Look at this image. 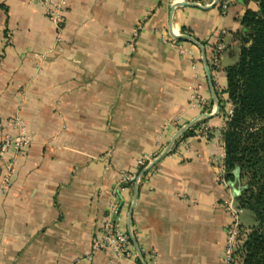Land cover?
<instances>
[{"label": "crops", "instance_id": "0c3cea01", "mask_svg": "<svg viewBox=\"0 0 264 264\" xmlns=\"http://www.w3.org/2000/svg\"><path fill=\"white\" fill-rule=\"evenodd\" d=\"M171 2L69 0L58 29L40 5L0 0V117L19 115L33 141L0 197V264H110L103 252L85 257L121 171L143 175L121 193L136 250L154 251L159 264H222L221 203L244 184L224 177L229 194L219 183L226 69L239 56L241 19L258 3L230 0L222 11L216 0ZM201 122L208 139L189 132ZM154 154L140 170L137 160Z\"/></svg>", "mask_w": 264, "mask_h": 264}, {"label": "trees", "instance_id": "16d2710c", "mask_svg": "<svg viewBox=\"0 0 264 264\" xmlns=\"http://www.w3.org/2000/svg\"><path fill=\"white\" fill-rule=\"evenodd\" d=\"M255 1L258 9H248L241 19L245 31L237 34L238 61L226 69L233 113L221 135L225 178L244 181L235 200L256 222L240 233L238 264H264V0Z\"/></svg>", "mask_w": 264, "mask_h": 264}, {"label": "built area", "instance_id": "2783aa9c", "mask_svg": "<svg viewBox=\"0 0 264 264\" xmlns=\"http://www.w3.org/2000/svg\"><path fill=\"white\" fill-rule=\"evenodd\" d=\"M31 3L38 4L42 7L46 18L52 22L58 29L66 16L69 0H30ZM230 0H216L217 5L222 11L228 8ZM173 10L179 7L182 3H191L197 6H202L200 0H172ZM140 26L135 27L131 32V37L127 42L128 47L134 51L136 40L139 36ZM224 33V32H223ZM175 36L174 37H179ZM163 41L177 48L181 53H189L174 38H163ZM224 46L219 43L215 48L214 56L212 57V65L219 67V54L223 51ZM192 68H195L194 63ZM192 100L196 101L201 108H204L206 101L197 91H193ZM233 105L230 104L223 113L224 123L232 116ZM194 134L197 137L208 139L210 137V129L201 122L194 128ZM181 137L177 141L181 142ZM32 138L28 132L25 121L19 115H12L7 118L0 117V197L7 195L12 186V179L16 161L24 156L25 152L32 144ZM157 158L154 154L152 157H142L137 160V166L140 170L151 166ZM225 152L221 155L220 171L222 173L219 178V183L224 185L227 192L230 194L231 189L224 179L225 167ZM143 180V175L140 173H128L121 171L118 176L116 185L110 190L108 198L107 212L103 219L100 230L91 238L90 253L85 257L88 261L92 260L93 255L97 252H103L110 256V264H114L117 260H127L131 264H159L154 251L144 252L140 249H135L132 245L133 236L131 231L127 232L122 228V209L123 201L121 193L128 185H139ZM221 203L226 213L229 216L228 223L225 228V243L222 256V264H238L237 251L240 245V233L247 229L240 223V215L242 209L237 205L235 198L231 195Z\"/></svg>", "mask_w": 264, "mask_h": 264}, {"label": "rangeland", "instance_id": "374dc122", "mask_svg": "<svg viewBox=\"0 0 264 264\" xmlns=\"http://www.w3.org/2000/svg\"><path fill=\"white\" fill-rule=\"evenodd\" d=\"M239 220H240V223L243 224L244 226H251L255 224L253 215L247 210L242 211V214L240 215Z\"/></svg>", "mask_w": 264, "mask_h": 264}, {"label": "water", "instance_id": "95a60500", "mask_svg": "<svg viewBox=\"0 0 264 264\" xmlns=\"http://www.w3.org/2000/svg\"><path fill=\"white\" fill-rule=\"evenodd\" d=\"M185 5H187V3H182L180 6H185ZM181 37H182V38H185V37H183V36H181ZM181 37H180V38H181ZM189 40H190V41H193V40L190 39V38H189ZM236 61H238V58L236 59ZM189 126H190V125H189ZM189 126H187L186 128H188ZM186 128H185V129H186ZM172 144H173V141H172V142L169 144V146L165 149V151H164L165 153L168 152V151L171 149Z\"/></svg>", "mask_w": 264, "mask_h": 264}]
</instances>
